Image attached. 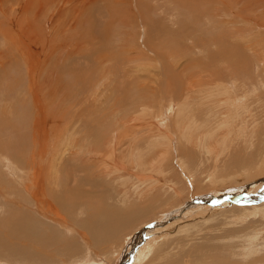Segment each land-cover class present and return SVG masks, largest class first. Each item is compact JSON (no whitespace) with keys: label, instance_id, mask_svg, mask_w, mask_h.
Listing matches in <instances>:
<instances>
[{"label":"bare ground","instance_id":"6f19581e","mask_svg":"<svg viewBox=\"0 0 264 264\" xmlns=\"http://www.w3.org/2000/svg\"><path fill=\"white\" fill-rule=\"evenodd\" d=\"M125 1L0 0V18L2 21L5 20L3 23L0 22V60L9 61L8 70L3 76L0 73L2 78L0 85L2 117L0 118L8 114L13 118L10 119L9 115L8 120L3 118L2 123L6 127L9 125L11 127L13 124L12 127L18 128L24 118L21 119L23 121H19L14 117L21 118V113H26L27 109H31L32 112V105L35 107L36 103L38 112L41 109L44 111L40 101H37L38 93L42 92V89L43 91L52 89L53 81H57L53 75L56 79L51 80L49 75L46 78L42 76L39 80L36 79L38 82L35 84V81V87L28 85L22 94L17 91L18 85L7 84L21 63L40 62L42 69L46 70L52 62L60 58V61H73L81 57L92 64L89 74L86 73L88 79L82 80L81 87L79 84L73 86L75 94L76 91L88 94L87 99L82 102L88 107L81 105L79 114H76L80 124L77 123L79 125L74 129L70 127L76 132L74 138L69 135L56 141L57 137H53L51 146L46 147L47 142L44 140L47 134L50 137V133H46L44 129L41 131V128L33 129L35 130L32 132L33 147L25 144L24 147L18 146L20 143L16 147L13 144L15 141H11L13 138H10L8 143H2L0 137V258L9 256L23 258L26 259L27 264H87L89 262L100 264L93 255L97 257L101 254L106 264H116L117 255L119 254L120 257L126 246L133 245L139 238V235L136 238L133 236L134 240L130 238L131 242L129 241L128 244L129 239L126 238L134 232L126 234L127 229L133 230L157 220L151 224L152 227H149L154 238L146 249L143 247L144 261L139 262L138 259L137 264H199L197 260L202 252L214 249L215 246H211L212 238L203 244L196 242L190 247L189 242L197 238L199 240L200 235L197 234H203L205 230L225 228L222 221L229 222V226L237 225L243 222V217L246 216L249 221L246 227L240 230L227 227L221 236H217L218 240L221 239V243L226 240L229 244L225 242L226 246H222V250H213L214 260L220 259L225 264V261H231V257L240 255L245 261L247 260L245 264H264V256L244 258V252L239 250L240 247L245 250L244 246L247 242L255 244V238L264 233V229L253 230L258 227L257 224H264V218L257 217L264 212V193L259 194L261 199L245 195L248 199H240L238 207L231 205L232 207L229 208L225 203V201L231 202L226 199L228 195L232 198L231 195L245 192V189L264 188V167L263 170L258 171H255L254 167L260 163V157L261 164L262 160L264 162V0H146V6L152 1H161V4L155 8L146 7L145 14L142 3L135 0L136 12L146 23H150L154 11L162 10L160 21L149 24L151 34H154L156 39L168 33L171 38H175L174 34L177 33L182 39H188L190 36L192 40L187 47L192 52V58L189 57L187 61L185 59V64L179 67L176 58L166 54L168 51L163 53L156 49H147L155 57L157 66L145 63L135 65L133 69L142 74L148 71L150 80L152 76L157 77L156 79L161 77L160 85L155 86V82L149 84V80L145 86L144 79L140 84L134 83L137 86L135 95L141 100L137 105L133 103L137 106L135 107L137 114L132 111L128 121L120 117V111H114L117 109L115 106L122 107L123 99L117 97L114 103L112 95L126 94L123 78L129 74V71L122 69L125 74L121 76L118 64L121 63L122 58L126 60L125 50L131 52L130 55H134V52L126 42L123 46L119 43L122 46L119 48V53L108 48V29L111 30L112 20L105 22L104 26L109 28L104 29V35L103 32L94 33L93 31L97 30L92 31L90 27L97 24L92 14L99 11L102 3L109 12V18L120 19L119 24L123 28L129 26L127 21L132 19L129 8L133 2L131 1L132 5L130 4L128 8L125 6ZM62 2H65L66 7ZM54 10L56 13L68 14L70 18L68 20L62 18L49 25L44 16ZM28 13H33L34 18L25 24L28 19L20 16ZM196 13H199L200 17H196ZM15 19L20 20V27H14ZM162 21L168 25L161 24ZM186 21L189 22L188 25ZM22 26L28 27L22 30ZM184 28H189L195 34H186ZM204 28L207 29L205 36L197 33ZM72 33L74 35L68 37ZM26 38L32 43V48L26 44ZM159 43L155 44L159 50L168 44L174 46V53L171 55L181 53L177 42L172 39H168V43L167 41L166 43L159 41ZM18 44L24 47L27 56L19 53ZM194 56H202L201 60L205 62V68H200L202 69L199 71L200 75L185 74L193 66H196L195 68L201 66ZM64 67L67 70L72 68L70 65ZM4 68L0 62V71L2 72ZM65 72L68 71L63 72L61 69V73ZM110 74L114 77L118 76V79L122 78V81L119 79L121 83H118V79L111 81ZM184 77L187 84L182 86ZM111 78L113 79L112 76ZM99 91L106 93L100 100L98 99L101 95L95 98ZM52 97H56L54 93ZM169 101L176 102L177 108L174 111ZM102 105V108L107 105L106 109H108L107 112H103L105 121L100 120L99 117L100 119L96 118V121H93L94 125L90 124L88 119L97 116L91 110L96 108L97 111H101ZM129 109L131 110L132 107ZM51 110L47 115L53 120L51 116L56 112L50 115ZM75 111L74 113L77 112ZM87 111L90 113L84 115ZM162 111L168 112L172 118L169 116L170 118L167 117L165 121L162 120L163 117L160 119L163 115ZM109 113L113 115L116 113L117 116V119L115 118L111 123L106 122ZM65 114L68 112L62 116L65 117ZM214 116L215 120H213ZM65 118H69L68 115ZM82 125H85L86 129H81ZM20 126H23L22 123ZM28 126L25 124V127ZM95 126L100 137L97 138L99 142L95 143L96 147H91L89 137L93 135ZM88 132L91 134L87 135ZM219 135L220 139L217 141ZM236 139L237 144H235ZM144 144V147L140 146ZM120 153H124L123 158H128L132 165L135 163L132 169L137 167L141 170L152 169L150 177H153V181L145 179L143 175L133 174L132 178L137 184L133 189L129 187L125 192L124 208L119 209L121 211L118 213H111L109 220L111 223L106 219L105 231L101 232L100 221L97 219L99 212L94 213L96 208L99 210L101 202L97 204L98 201L92 196L94 193L91 190H80L76 186V180L73 185L69 182L68 188L62 186L64 176L61 163L63 158L70 156L78 161L79 171L86 173L87 168L96 165L97 174L101 172L102 176L105 170L101 169V165H105L106 169L109 163L120 171V176L129 177L131 175L129 168L124 171L125 160L121 163L119 160L122 157L118 159ZM170 156H174V159L181 158L183 169L176 167L177 170L173 173L174 160ZM59 160L61 161L58 164ZM215 166L218 168L215 169ZM239 175L243 177L239 179ZM97 178L94 175L89 179ZM238 180L243 184H238L240 182ZM218 181L223 183L227 181L231 186L217 185ZM209 200L212 202L208 206ZM95 202L97 205L94 204ZM23 204L28 207L27 210L22 209ZM190 208L196 209L197 219H188L187 216L185 222L189 224L179 226L177 233L178 235L187 233L192 238H182L185 239L184 242L178 236H174L161 242L159 237L163 235L160 228L162 225L156 223L169 220L171 215L183 214ZM60 209L65 211V214H62ZM84 210H87L89 219L81 220L85 215ZM163 214L166 218H160ZM72 216L81 221L79 223H75L76 220L70 221L69 218ZM103 221L105 220L102 219L101 222ZM214 221L216 224L214 223L213 226L198 228ZM125 226L126 232L123 230ZM52 227L58 231H55L54 235L53 231L51 235L45 234L47 229ZM41 228L43 233L40 232ZM119 229L123 230V233L119 232ZM250 229L252 231H249ZM141 235L144 236L143 233ZM72 238L76 242L83 241L82 248L79 249L76 244V249L73 240L70 242ZM238 238L243 239L242 244L233 243L234 239ZM23 241H28L29 246H26V249L22 247ZM221 243L219 242L217 246ZM107 244L106 248H100ZM225 247L227 250H224ZM112 250L113 259L108 256ZM89 252L92 259L89 258ZM173 257L177 259H168Z\"/></svg>","mask_w":264,"mask_h":264},{"label":"rangeland","instance_id":"374dc122","mask_svg":"<svg viewBox=\"0 0 264 264\" xmlns=\"http://www.w3.org/2000/svg\"><path fill=\"white\" fill-rule=\"evenodd\" d=\"M131 1L133 2V5H132V2ZM139 1L142 3V10H143V12L145 14V10L144 9H146V7H149V9H150V8H155L157 5L160 6L162 0L161 1H152L151 3L148 2V4H149L148 6H146V0H145V2H143L144 0H139ZM134 2H135V0H126L125 1V4H126L125 6H128V8L132 5L131 8H129V12L131 13L132 19L129 20V21H127V25L130 24L129 26H127L128 28L127 27L126 28H123L122 26H120V24H119L120 19H117L115 17H113L114 19H111L112 17L109 18V12L105 10V7H104L105 5L102 6V4H104V3H102L99 6L100 8H99V11L98 12H94V14H92L93 15V18L96 20V23L97 24L90 25V27L92 28L91 29L92 31L93 30H97V31H93L94 33L99 34L100 32H103V35H104V29L105 28H109V27H105L104 26L105 22H108V21L112 20L111 21V26H112L111 27V30L108 29V32H109V37H108V41H107L108 48L119 53V48H122L123 43L126 42V44L129 45V48L134 52V55L133 54L130 55L131 52L125 50L126 60H124L122 58L121 61H120L121 63L118 64V65H120V71L119 72L121 73V76L123 74H125V72H123L124 70L125 71H127V70L129 71V74L126 75V76H124V78H123L124 79V81H123L124 82V85H126L125 86L126 94H123V95L122 94H118V95H116V93H115L114 95H112V98H113L112 100H113L114 103H115V101L118 98L119 99H121V98L123 99V101H122L123 102L122 107L115 106L117 109H114V111H118V112L120 111V113H119L120 117H123L127 121L131 118V117H129L131 115V112L132 111L135 112V110L137 109L135 107H137L136 106L137 103H140V100H141V98L138 95H135L136 94V89H137V86L136 85L137 84H140V82H142V79H144L145 80L144 81L145 82V86H147V83L150 80V78L148 77V71H147V73H143L142 74L140 72L134 71L135 69H133L134 68L133 66H135V65H141V64H145V63L146 64H152L153 66H157V64H158L157 62H155V57L150 52H148L147 49H154V50L156 49L157 51H161L163 53H166L168 51L166 54H168V55H170L172 57H175L176 58L175 60L177 61V63H179V64H177L179 67H182L188 59L192 58V52L190 50H188V47H187V44H189V42L192 40V39H190V36H189L188 39H184V38L182 39V38H179L178 37L179 35L177 33V34H174V36L176 38L175 39L174 37L171 38L170 33H168V34L162 35V37L160 39H156L157 37L154 34H151V29H150L149 24L150 23H153L154 21H160V17L162 15V10L161 11H154L153 14H152V19L149 20L150 23H146V22H144V20H142V16H140V17L138 16V14L136 12V8H135ZM62 5L64 7H66L65 6V2H62ZM137 5H138V3H137ZM16 11L19 12L21 10H16ZM134 12L136 14H134ZM24 15H22L20 17H22V18L23 17H26L28 19V21L25 24H27L30 20H33V18H34V14L33 13H31V14L28 13V14H24ZM136 15H137V17H136ZM195 16L196 17H200V14L199 13H196ZM62 18H65L66 20H68L70 18V16L68 14L66 15V14H62V13H59V12L56 13L55 10L52 11V12H47V16H44V19L48 22L49 25L53 24L52 22H56L57 20L62 19ZM185 20H186V17H185ZM1 21L2 20L0 18V22ZM14 21H15L14 27H20V25H19V21L20 20L15 19ZM3 22H5V20H3L1 23H3ZM185 23H187V25L189 24V22H187V21ZM161 24H163L165 26L168 25L167 23H165V21H162ZM27 27L28 26H22L21 28H22V30H25ZM184 31H185L186 34H193L194 33L189 28H186V29L184 28ZM147 32H148V34H147ZM206 32H207V29L204 28L203 30H201V31H199L197 33L198 34L201 33L200 35H204L205 36ZM0 33H1V30H0ZM74 33L69 34L68 37L73 36ZM121 33H122V35H121ZM130 33H132V34H130ZM77 34H78V32H77ZM148 36H150V38H148ZM165 36H166V39H165ZM185 37H187V36H185ZM124 38H127V39H124ZM168 39L169 40L172 39V40H174V41L177 42V47L179 48V50L181 49V53L182 54L180 52H178V53H175V54H172L171 55V53H174V51H173L174 50V48H173L174 46H171V45L166 44V47H164L163 49L159 50L158 47H157V45H155V44L159 43V41L160 42H165V43L167 41V43H168ZM26 41H27V38H26ZM119 43L122 44V46ZM26 44L29 45L31 48L33 46L32 43L31 42H28V41L26 42ZM155 46H156V48H155ZM17 48H19L18 50H19V53L20 54H25V56H27V54H26L27 52L24 50V47H22L21 45L18 44L17 45ZM133 49H135V50H133ZM170 49H172V50H170ZM127 53H129V54H127ZM248 53L250 55V51H248ZM194 58H197L196 59V62L201 63V66H199L197 68H195L196 66L195 67L193 66L185 74L193 75L195 73H198L200 75L201 73H199V71H202V69L200 70V68L201 67L203 69L205 68V64H204L205 62L203 60H201L202 56H194ZM40 59H42V58H40ZM185 59H186V61L184 62ZM60 60H61V58H60ZM60 60L52 62L50 64V66L48 67V69H46V70H43L42 69V66H41L40 62H37V63H35V62L32 63V62H29V61L28 62H23L18 67V69L15 71V73L13 74V76L9 79V81H7V84H15V85H18L17 91L23 94V92L28 87V85H31V86L34 85L33 87H35V84H37L38 80L40 78H42V76H44L46 78V76L49 75L50 78H51V80L57 78V81H53V87H52V89H47V91L46 90L43 91V89H42V92H40L41 94L38 93L37 101H40L42 107H44V111L41 109L38 112L37 103H36L35 107L32 105V112H31V109H27L28 111L26 113H21V115H20L21 118L19 116L18 117L15 116L14 118L19 119V121L21 119H23V118H24V121H25L24 122L23 120H21L24 123L23 122H20L18 128L12 127L13 124L11 125V127H10V125H9V127H6L2 123V120H4L3 118H6L7 120H8V117L10 119H13L10 116V114H8L9 116L6 115L3 118H0V122H1V124L3 126V127L2 126L0 127V137H2V140H3L2 143H5V142L8 143V142H10V138H13V139H11V141L12 140L15 141V142H13V144H15L16 147H18V146L24 147V144H25V146L28 145V147H30V146L33 147L34 141L32 139V132L35 131V130H40V128H41V131H43V129H44V131L46 133H50V137L47 134L46 139L44 140V142L45 141L47 142L46 143V147L51 146L52 142L54 141L52 139H54L55 137H57L55 140L56 141H59V139L63 138L64 136L65 137L66 136L69 137V135H71L73 138L76 136V132H74L72 130V129H74L75 127H77L80 124V122H79L80 119H78V116L76 114H79L78 112L82 108L83 105L85 107L87 106V104L82 103V102L85 99H87L88 94L87 93L82 94L79 91H76V94H75V90L73 89V86L76 85V84L77 85L79 84V86L81 87L82 80L85 79V78L88 79L87 75L89 74V70H90L92 64L90 62H88L87 59L81 58V57H79V58H77V60H73V61L72 60L60 61ZM0 62L5 67L2 70V72L0 71L1 76H3L4 73L8 70L9 61L7 59H3V60H0ZM125 62L127 64H125ZM64 65H66V66L70 65L72 68L69 69V70H67V69H65ZM32 67L34 68V70H33ZM152 68L153 67H150V69H152ZM27 69H29V71ZM61 69H62L63 72L64 71H68V72L61 73ZM122 69H123V71H122ZM35 70H36V72H35ZM57 70H60V71H57ZM31 72H33V73H31ZM37 73H38V75H37ZM86 73H87V75H86ZM52 75L55 76L56 78H54ZM1 76H0V85L2 84V78H1ZM36 76H38V77H36ZM111 76L113 77V79L111 78ZM111 76H109L110 77L109 79L111 81H113L115 79L116 80L118 79L117 78L118 76L117 77H114L113 75H111ZM142 76L145 77V78H140L139 79V77H142ZM156 78L157 77L154 78V76H152L149 84L155 82V86L156 85L159 86L160 85L161 77H159L158 79H156ZM36 79H38V80H36ZM119 79L122 81V78H119ZM119 79L117 81H118V83H121ZM35 81H36V83H35ZM58 81H59V83H58ZM60 81H61V83H60ZM156 81H157V83H156ZM134 83L135 84L137 83V84L135 85ZM186 84H187L186 77H184V78H182V86H185ZM66 91H69V92H66ZM70 91H72V92H70ZM100 92L101 91L97 92L99 94H96L95 95V98H97V97H99L101 95L98 100L103 99V96H105V94H106L105 92H103V93H100ZM53 93L56 96L55 98L52 97V94ZM159 94H161V93L159 92ZM131 100H133V101H131ZM180 100H182V99H180ZM133 103H135L136 105H134ZM132 104H133L134 107L132 106ZM169 104L172 105V107H173L172 110L173 111L177 108L176 102L169 101ZM72 106H74V107H72ZM102 107H103V105L101 106V111H99V110L97 111L96 108H94L93 110L90 109L92 112L94 111V114L97 115L96 117L91 116L88 119V122L90 124L94 125L93 121L94 120L96 121V118L97 119H100L101 118L100 120L105 121V118L106 117H104L105 116L104 115L105 113H103V112H107L108 109H106L107 108V105H105L104 108H102ZM129 107L130 108L132 107V109L130 110ZM51 109H53V110H51ZM50 110H51L50 115L52 113L56 112L54 116H51L52 117L51 119H53V120H50L49 119V115H47V112H49ZM128 110H129V113H128ZM74 111L76 113H74ZM66 112H68V114H65V117L67 115L69 117L67 119L64 116H62ZM162 112H163V115L161 116L160 119H162V117H163L164 119H162V120L165 121L167 119V117H168V119L171 117L168 112L167 113H164V111H162ZM89 113L90 112L87 111V112L84 113V115L85 114H89ZM112 113H109L108 114V118H107L106 122L107 121H110V123H111V121H114L115 118L117 119L116 113H114V115ZM134 114H137V113L135 112ZM172 114H173V112H172ZM30 115H32V116L30 117ZM0 116L2 117V115H0ZM32 117H33V120L35 118V121L37 120V122L33 121L32 120ZM92 118H94V119L92 120ZM118 118H119V116H118ZM213 118H214L213 120H215V116ZM61 119H63V120H61ZM124 119H122V121ZM56 121H60V122L58 123ZM106 122L104 124H106ZM21 123L23 125L22 127H24V129L27 128L30 132L27 129L23 130V128L20 126ZM77 123H79V124H77ZM212 123H213V125H215L214 124V121ZM25 124L26 125H29L28 127H30L32 130H30V128H28V127H25ZM61 124H63V125H61ZM104 124H103V127H104ZM70 127H73V128L71 129ZM80 128L81 129H86V126L85 125H82ZM232 128H234L233 125L231 126V130H232ZM33 129H35V130H33ZM54 129L55 130L58 129V130L57 131H54ZM48 130H49V132H48ZM135 130H137V129H135ZM8 131H9V134H7ZM93 131H94L93 132V135H90L91 134L90 132H88L87 135H90L89 142H90L91 147H96L95 143H98L99 142L97 138L100 137V134L96 130V126L94 127ZM135 133H137V131ZM11 134H14V135H11ZM22 134H24V135H22ZM23 136H24V138H23ZM29 139H31L33 142L31 140H29ZM218 139H220V135L217 137V141H218ZM21 140H22V142H20ZM25 140H27V142ZM50 142H51V144H50ZM237 142L238 141L236 139L235 140V144H237ZM18 143H20L21 145L20 144L18 145ZM143 143H146V142H143ZM140 146L141 147H144L145 144L144 145H140ZM26 149H28V148H26ZM123 151L125 152L126 149L123 150ZM123 154L120 153L121 156L119 155L118 156L119 157L118 159H120L122 157L119 160L121 163H123L122 161L125 160V162L123 163L124 165L126 164V166L124 167V171H125L126 168H129V171H130V174H131L129 177L120 176L121 175L120 171H117L116 167L114 165L109 164V163H108V165H107L108 167H106V169H105V165H101L102 166L101 169H104L105 170V173H104L105 176L104 175L102 176V173L101 172H99L97 174L98 168H97L96 165L95 166H90V168H87L88 170L85 173V172L79 171L80 167H79L78 161H76L74 158H71L70 156H66L65 158L62 159L63 161L61 163V166H62V169H63V176H64L63 177L62 186H66L68 188V183L69 182H72V185H73L74 184L73 183L74 180H76V186L80 190H82V191L91 190L94 193L92 196L97 199L96 201H98L97 204H99L101 202L99 204L100 205L99 210H96L97 209L96 208L95 209V212H94V213L99 212L97 214V219L100 221L99 222V227H100V231L101 232H104L105 231V227L104 226L106 224V219H107V222L110 220L111 213H118V212L121 211L119 209H121V208L123 209L124 208L123 205H124V199H125V192L128 190L129 187L131 189H133L136 186V184H137V182L134 181V179L132 178V175L133 174H136L138 176L143 175L145 177V179H148L149 181H153V177H150V175L152 174V169H150V170H141L138 167L132 169V167H133V165H135V163L132 165L131 164V161L128 158H126V157H124L125 159L123 158ZM170 158H172L174 160L172 166L175 168V171L173 170L172 171L173 173L176 172V170H177L176 167L179 168V169H183L182 166H181L182 165V159L181 158L176 157L174 159V156H170ZM36 160L38 161L37 158H36ZM60 161L61 160L58 161V164L60 163ZM263 163L264 162L262 160V164H261V157H260V163L254 166L255 169H256L255 171L263 170V167H264V164ZM184 165H185V163H184ZM257 166L260 169L259 168L257 169L256 168ZM112 167H113V169H112ZM186 167H188V164L186 165ZM216 168H218V167L215 166V169ZM76 169H78V170L76 171ZM203 169L205 170V166L203 167ZM109 174H110V176H108ZM94 175H95V177H98V178L97 179H89V178L94 177ZM241 177H243V176H240V175L238 176L239 179H241ZM238 181H240V180H238ZM186 182L189 184L188 181H186ZM223 184H227V181L224 182V183L222 181H218L217 182V185H223ZM238 184H243V182L240 181ZM238 184H235V185H238ZM227 185L228 186H231L229 184H227ZM244 191L245 192H242V193H240V192L234 193L233 195H231L232 198L229 195L226 196L227 198L225 197L227 200H230L231 201V202L225 201V203H227L229 205V208H231L232 206L233 207H238L239 206L238 203H240V201H241L240 199H248V198H245V195H249L250 198H260V195L259 194L264 193V188L257 187V189H255V190H253V189H250V190L245 189ZM62 193H63V189H62ZM197 198L198 197H196L195 200H197ZM234 200H236V201H234ZM210 202H212V201L209 200L208 206H209V203ZM94 204H96V202ZM223 204H224V202H223ZM25 206L26 205L23 204L22 209L27 210L28 207H25ZM201 206L206 207L207 205H201ZM210 206H212V205H210ZM191 209L192 208H190L189 210L185 211L183 214L180 213L177 216L176 215H173V216L171 215L169 217L170 219L167 220V221L165 220V221H161L159 223H156V224H160V226L162 225L160 228L162 229L161 232L163 233V235L161 237H159V238H161V242H164L169 237L172 238L174 236H178V238L181 239V240H183L182 238H185V239L186 238L187 239L192 238L187 233H183V235H178V233H177L178 230H179L178 229L179 226L183 227V225H188L189 224V223H187V221L185 222V220L187 218L188 219L194 218L195 220L197 219V217H195V211H196V209H193V210H191ZM60 210H61L60 212L62 214H65V211H63L62 209H60ZM83 213H85V215L82 216L83 219H81V220L89 219L87 210H84ZM161 217L166 218V215L165 214L160 215V218ZM257 217L264 218V212H261L259 215H257ZM118 218L119 217H117V219ZM102 219L105 220V221H103V223L101 222ZM69 220L70 221L76 220L75 223H79V221H81V220L74 219L73 216L70 217ZM136 221L138 222L139 219L136 220ZM155 221L157 222V220H153L152 222H150L148 224H145V225H143L141 227L139 226V228H133V230L131 228L130 229H127L126 226L123 228L124 232H126L125 228L127 229L126 234L127 233L128 234H131V233L134 232L133 235H131L130 237L128 236L126 238V239H129L127 241L128 244L131 242V239H132V241L134 240L133 239L134 237L136 238L139 235V238L137 239V241H135V243L133 245L126 246V248L121 252L120 257H119V254L117 255V257H116V264H122L121 262H124L125 264H137L138 261L139 262L140 261H144L143 255H142V253L145 251L144 248L146 249V246L148 244H150L151 241H152V239L154 238L151 235V233H150V231H152V230L149 227H152L151 224L153 222H155ZM109 222L111 223V221H109ZM248 222H249L248 221V217H246V216L243 217V222L238 223L237 225L236 224H234V225L231 224L229 226V222L222 221V223L225 225V228H219L218 230L215 229L213 231H211V230H205L203 234L202 233H198L197 235H200V239L199 240H201V242H199L198 238L196 240H191L189 242V247L191 245L195 244L196 242L203 244V243H205L206 241H208L209 239L212 238L211 246L212 245H213V247L215 246L213 250L214 251L215 250H222L221 247L222 246H226V244H229V241L223 240L224 242H222L223 243L222 244L221 243V239L218 240L217 236H221L223 234V232L227 230V227H228V229L229 228H237L238 230L243 229L244 227L247 226V224H249ZM214 223L216 224V221L206 223L207 224L206 226H202V227H198V228L202 229L203 227H210V226H213ZM131 224H134V223H131ZM257 225H258V227L254 228L253 230H255V229L256 230H262V229H264V224H257ZM127 226H128V224H127ZM79 229H81V228H79ZM81 230H83V229H81ZM120 230L121 229H119V232L123 233V230L122 231H120ZM51 231H53V235H54L55 234V231H58V229L55 230V228L52 227V229H47V233H45V234H50ZM113 231H115V230L113 229ZM249 231H252V230L250 229ZM40 232L43 233V229L42 228L40 229ZM115 232H118V231H115ZM141 233L144 234L143 237H141L142 236ZM203 237H204V239H203ZM141 238H144V239H141ZM185 239L183 240L184 242H185ZM72 240L74 242V244H73V242H72V244H73V246L76 249H77V247H79V249L82 248L83 241L82 242L81 241L76 242V240L74 241V239L72 238V239H70V242ZM242 241H243V239H239L238 238V239H234L233 243L242 244ZM26 242H24V241L22 242L24 244V245L22 244V247L24 249H26L29 246L28 245V241H26ZM219 242L221 244L219 246H217ZM225 242H226V244H225ZM214 243H215V245H214ZM76 244L78 245L77 247H76ZM187 245H188V243H187ZM107 246H108V244L107 245H103L100 248L101 249H104ZM244 248H245V250H242L241 247L239 248V250L241 252H244L243 253V257L244 258L264 256V233L261 234V235H259L257 238H255V244H251V243H248L247 242V244H245ZM213 250L211 249V250H208V251L207 250L203 251L202 254H201V256L197 260L198 263L199 264H214V261H215V264L216 263L217 264L222 263L223 261L220 260V259L214 260L215 257H213L214 256ZM224 250H227V247H225ZM231 250L237 251V249H233V248H231ZM19 252L22 253V254H24V252H22V251H19ZM89 255H90L89 258L92 259V255L90 254V252H89ZM211 255H212L213 259H211L212 258ZM108 256H109V258H112L113 259V250L109 252ZM176 257L168 258V259L175 260V259H177ZM202 257L204 258V260H203ZM93 258L96 259L100 264H106L105 263V258L101 254L99 256H97V257L95 255H93ZM205 258H207V259H205ZM210 259H211V261H210ZM136 260H138V261H136ZM230 260L231 261H225V264H245L247 262V260L245 261L240 255H237V257H231ZM91 263L92 262H89L87 264H91ZM0 264H27V262H26V259L9 256V257H2V258H0ZM222 264H224V263H222Z\"/></svg>","mask_w":264,"mask_h":264}]
</instances>
